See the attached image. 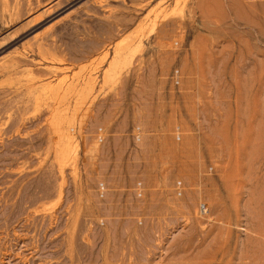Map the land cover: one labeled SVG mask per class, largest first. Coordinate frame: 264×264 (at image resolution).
Returning a JSON list of instances; mask_svg holds the SVG:
<instances>
[{
	"label": "rangeland",
	"instance_id": "rangeland-1",
	"mask_svg": "<svg viewBox=\"0 0 264 264\" xmlns=\"http://www.w3.org/2000/svg\"><path fill=\"white\" fill-rule=\"evenodd\" d=\"M253 1L0 0V264H264Z\"/></svg>",
	"mask_w": 264,
	"mask_h": 264
},
{
	"label": "crops",
	"instance_id": "crops-1",
	"mask_svg": "<svg viewBox=\"0 0 264 264\" xmlns=\"http://www.w3.org/2000/svg\"><path fill=\"white\" fill-rule=\"evenodd\" d=\"M253 7H257L259 9L258 13H254L253 15L254 16L253 21L254 22L257 21V22L264 24V0H257L256 3L253 1ZM140 139L141 137L139 138V140Z\"/></svg>",
	"mask_w": 264,
	"mask_h": 264
}]
</instances>
